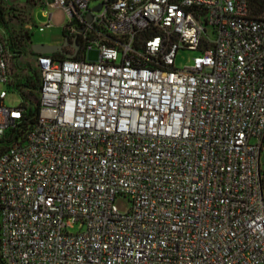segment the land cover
Listing matches in <instances>:
<instances>
[{
    "label": "built area",
    "instance_id": "1",
    "mask_svg": "<svg viewBox=\"0 0 264 264\" xmlns=\"http://www.w3.org/2000/svg\"><path fill=\"white\" fill-rule=\"evenodd\" d=\"M39 1L66 12L68 44L27 54L0 35V264H264V14Z\"/></svg>",
    "mask_w": 264,
    "mask_h": 264
},
{
    "label": "rangeland",
    "instance_id": "2",
    "mask_svg": "<svg viewBox=\"0 0 264 264\" xmlns=\"http://www.w3.org/2000/svg\"><path fill=\"white\" fill-rule=\"evenodd\" d=\"M39 2V0H0V35L11 41L14 46L23 48L27 54H30L32 45L60 46L65 41L64 26L68 21L66 12L62 8L44 10ZM48 12L52 13L51 28L42 26L48 20ZM29 26L34 27L29 33L28 41L26 33ZM196 55L195 52L181 53L176 61L177 66L181 68L188 65ZM86 58L91 62L97 61L99 51L97 49L89 51ZM6 89V86L0 83V93ZM20 103L21 97L15 91L9 92L4 102L7 107H17ZM115 206L120 213L125 214L129 212L131 203L129 199L120 197L115 200Z\"/></svg>",
    "mask_w": 264,
    "mask_h": 264
},
{
    "label": "trees",
    "instance_id": "3",
    "mask_svg": "<svg viewBox=\"0 0 264 264\" xmlns=\"http://www.w3.org/2000/svg\"><path fill=\"white\" fill-rule=\"evenodd\" d=\"M252 5L254 6V9H255V13H261V12H264V0H250ZM29 31L26 33V38L27 40L29 41ZM8 40V39H7ZM9 44H10V47L13 49V50H23V48H20L18 46H14V44L9 41ZM36 113H37V109L35 108L34 110H30L29 112V115L28 117L26 118V121L23 122L22 124V128L25 129L26 126H28L29 124H33L34 122V117L36 116Z\"/></svg>",
    "mask_w": 264,
    "mask_h": 264
},
{
    "label": "water",
    "instance_id": "4",
    "mask_svg": "<svg viewBox=\"0 0 264 264\" xmlns=\"http://www.w3.org/2000/svg\"><path fill=\"white\" fill-rule=\"evenodd\" d=\"M68 44L67 38H65V41L62 45L60 46H49V45H43V44H37V45H32V52L34 54H54L56 52H61L63 47H65ZM75 50L77 51L79 49V45L77 41H75Z\"/></svg>",
    "mask_w": 264,
    "mask_h": 264
}]
</instances>
